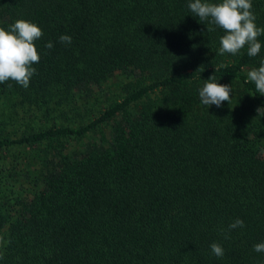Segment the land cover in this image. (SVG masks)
<instances>
[{
	"label": "trees",
	"instance_id": "obj_1",
	"mask_svg": "<svg viewBox=\"0 0 264 264\" xmlns=\"http://www.w3.org/2000/svg\"><path fill=\"white\" fill-rule=\"evenodd\" d=\"M189 2L0 0V27L43 32L29 86L0 83V151L28 152L0 168V264H264V95L247 79L264 34L257 56L219 55L223 30ZM252 11L264 28V0ZM211 75L229 103L200 102Z\"/></svg>",
	"mask_w": 264,
	"mask_h": 264
},
{
	"label": "clouds",
	"instance_id": "obj_2",
	"mask_svg": "<svg viewBox=\"0 0 264 264\" xmlns=\"http://www.w3.org/2000/svg\"><path fill=\"white\" fill-rule=\"evenodd\" d=\"M188 8L200 21H208L223 30L224 34L219 38V55L227 53L235 56L245 47L248 56L254 57L259 54L262 45L258 37L264 34V28L258 27L255 23L252 0H219V2L190 0ZM42 35V29L38 25L25 19L15 20L9 25L8 30L0 27V83L12 80L24 88L29 86L31 77L36 73L33 64L40 61L35 41ZM59 40L61 43H71L69 35L62 34ZM45 47L51 49L52 42L49 41ZM225 66L220 65V67ZM247 79L254 83L257 93L264 95V60L260 62L258 68L248 71ZM231 92L229 84L217 83L215 76L211 75L204 80L198 95L203 105L220 107L222 102H230ZM260 109L257 108V115L264 116V111ZM243 226V220L237 218L228 225V231ZM228 238L230 237L226 232L225 239ZM210 249L215 256L223 257L224 248L219 243H211ZM254 251L264 252V242L255 244Z\"/></svg>",
	"mask_w": 264,
	"mask_h": 264
},
{
	"label": "rangeland",
	"instance_id": "obj_3",
	"mask_svg": "<svg viewBox=\"0 0 264 264\" xmlns=\"http://www.w3.org/2000/svg\"><path fill=\"white\" fill-rule=\"evenodd\" d=\"M27 154L28 152H20L19 150L13 148L6 151H0V168L11 165L9 170L14 171V169H17V171L19 172L21 159L26 160L25 156ZM16 161L17 165H14ZM9 170L7 171V173L9 172Z\"/></svg>",
	"mask_w": 264,
	"mask_h": 264
}]
</instances>
